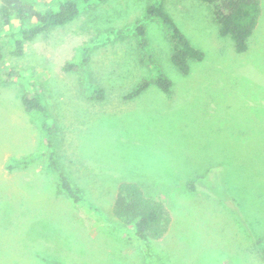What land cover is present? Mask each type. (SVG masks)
Masks as SVG:
<instances>
[{"label":"rangeland","instance_id":"1","mask_svg":"<svg viewBox=\"0 0 264 264\" xmlns=\"http://www.w3.org/2000/svg\"><path fill=\"white\" fill-rule=\"evenodd\" d=\"M21 1L43 12L66 0ZM70 1L78 17L26 43L21 57L2 40L0 264H264V0L242 54L197 0ZM159 4L203 52L186 75L170 62V30L146 17ZM18 27L13 19L0 32ZM67 62L78 71L62 73ZM160 71L171 81L168 95L152 83L124 98ZM37 78L47 80L59 160L95 213L57 193L45 159L9 170L44 153L20 101ZM92 78L104 102L87 98ZM188 180L199 181L198 192L187 195ZM120 181L137 183L170 212L165 236L147 242L150 258L112 214Z\"/></svg>","mask_w":264,"mask_h":264},{"label":"trees","instance_id":"2","mask_svg":"<svg viewBox=\"0 0 264 264\" xmlns=\"http://www.w3.org/2000/svg\"><path fill=\"white\" fill-rule=\"evenodd\" d=\"M210 9L211 15L218 26V34L232 40L234 50L238 54L248 50L249 39L258 24L261 16V4L259 0H197ZM79 15V9L75 2L66 0L60 3L58 10L47 9L37 11L33 6L23 3L21 0H0V23L3 27H9L12 20H17L19 27L11 32H0V61H2V40L10 39L13 42V50L10 54L21 57L24 54V45L34 40L37 36L45 34L57 27L71 23ZM146 17H157L170 30L169 40L171 43L170 62L183 75L189 71V63L199 62L203 59V52L194 47L189 40L179 31L174 21L168 15L162 4L149 6ZM142 35V26H137ZM144 45L146 41L143 39ZM90 51V50H89ZM91 52V51H90ZM88 52H86L87 54ZM143 63V60H141ZM89 64V58L85 57L81 66ZM73 62H67L62 66V73L77 72L78 66ZM11 77L19 76L18 72L9 73ZM8 77V74L6 75ZM93 77V76H92ZM94 81L95 79L92 78ZM47 80L34 79L32 94L24 92L20 97L22 108L32 115L38 126L42 140L41 146L44 153H39L32 158L20 163L16 162L9 166L13 170L20 166H27L38 159H45V168L56 182L57 193L65 195L75 205L83 206L95 213L96 208L87 203L82 185L76 176L66 174L59 160L55 146L54 135L57 133L55 118L50 114L49 106L45 103V85ZM89 90L87 97L91 101L104 102L107 94L98 82ZM155 86L163 94L168 95L171 91V81L161 71L157 72L153 80H142L127 95L130 100L146 90L150 84ZM123 98V99H124ZM68 175V176H67ZM187 195H192L200 186L199 181L188 180L184 185ZM112 214L126 227L130 228L131 239L144 246L147 258H150L148 244L150 240H159L165 236L171 222L170 212L167 206L160 200L146 195L143 188L132 181H120L116 185V192L111 208ZM255 251H257L255 249ZM261 256V257H260ZM264 262V255L259 254ZM150 260V259H149Z\"/></svg>","mask_w":264,"mask_h":264}]
</instances>
